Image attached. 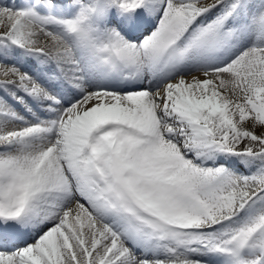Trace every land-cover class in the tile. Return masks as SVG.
<instances>
[{"label":"snow or ice","instance_id":"obj_1","mask_svg":"<svg viewBox=\"0 0 264 264\" xmlns=\"http://www.w3.org/2000/svg\"><path fill=\"white\" fill-rule=\"evenodd\" d=\"M0 76V264H264V0H0Z\"/></svg>","mask_w":264,"mask_h":264},{"label":"bare ground","instance_id":"obj_2","mask_svg":"<svg viewBox=\"0 0 264 264\" xmlns=\"http://www.w3.org/2000/svg\"><path fill=\"white\" fill-rule=\"evenodd\" d=\"M10 78V77H9ZM3 79H6L5 77H3V76H0V80H3Z\"/></svg>","mask_w":264,"mask_h":264}]
</instances>
